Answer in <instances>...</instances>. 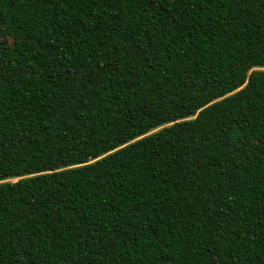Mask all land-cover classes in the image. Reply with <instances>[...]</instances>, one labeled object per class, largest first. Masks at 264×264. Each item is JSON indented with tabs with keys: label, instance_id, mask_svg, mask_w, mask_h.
Returning a JSON list of instances; mask_svg holds the SVG:
<instances>
[{
	"label": "trees",
	"instance_id": "obj_1",
	"mask_svg": "<svg viewBox=\"0 0 264 264\" xmlns=\"http://www.w3.org/2000/svg\"><path fill=\"white\" fill-rule=\"evenodd\" d=\"M0 41V264H264V0H0Z\"/></svg>",
	"mask_w": 264,
	"mask_h": 264
},
{
	"label": "rangeland",
	"instance_id": "obj_2",
	"mask_svg": "<svg viewBox=\"0 0 264 264\" xmlns=\"http://www.w3.org/2000/svg\"><path fill=\"white\" fill-rule=\"evenodd\" d=\"M12 181L14 182V181H16V180L14 179V180H12Z\"/></svg>",
	"mask_w": 264,
	"mask_h": 264
},
{
	"label": "snow or ice",
	"instance_id": "obj_3",
	"mask_svg": "<svg viewBox=\"0 0 264 264\" xmlns=\"http://www.w3.org/2000/svg\"><path fill=\"white\" fill-rule=\"evenodd\" d=\"M0 43H3L2 41H0Z\"/></svg>",
	"mask_w": 264,
	"mask_h": 264
}]
</instances>
